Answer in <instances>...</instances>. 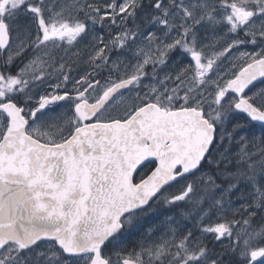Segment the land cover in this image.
<instances>
[{
  "label": "snow or ice",
  "instance_id": "6c2138e0",
  "mask_svg": "<svg viewBox=\"0 0 264 264\" xmlns=\"http://www.w3.org/2000/svg\"><path fill=\"white\" fill-rule=\"evenodd\" d=\"M0 264H264V0H0Z\"/></svg>",
  "mask_w": 264,
  "mask_h": 264
}]
</instances>
